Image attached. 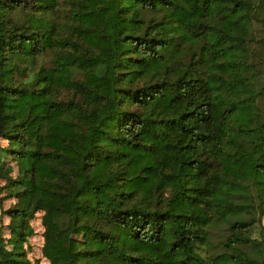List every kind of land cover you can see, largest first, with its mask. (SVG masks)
<instances>
[{"label": "trees", "instance_id": "16d2710c", "mask_svg": "<svg viewBox=\"0 0 264 264\" xmlns=\"http://www.w3.org/2000/svg\"><path fill=\"white\" fill-rule=\"evenodd\" d=\"M0 180V264H264V0H0Z\"/></svg>", "mask_w": 264, "mask_h": 264}, {"label": "rangeland", "instance_id": "374dc122", "mask_svg": "<svg viewBox=\"0 0 264 264\" xmlns=\"http://www.w3.org/2000/svg\"><path fill=\"white\" fill-rule=\"evenodd\" d=\"M16 174L17 172L14 173V175ZM1 182L2 181L0 180V184ZM13 202H14V199H6L4 201L3 207L8 208ZM8 223H9V218L7 216H1V207H0V226L2 224H5V227H6V224ZM31 223L35 229V235H33L30 238V241H29L30 249L28 252V256L34 264H37V262H40L41 264H49V261L45 257H43V254H42V246H43L44 238H43V225L41 222V212L37 213V215L32 219ZM5 227L3 228V231L6 234H8L10 230ZM262 227L264 228V220H263Z\"/></svg>", "mask_w": 264, "mask_h": 264}]
</instances>
